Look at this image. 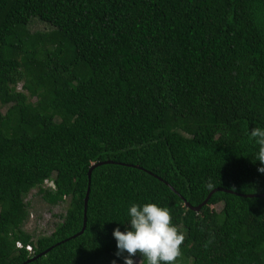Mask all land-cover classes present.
<instances>
[{"label":"trees","instance_id":"obj_1","mask_svg":"<svg viewBox=\"0 0 264 264\" xmlns=\"http://www.w3.org/2000/svg\"><path fill=\"white\" fill-rule=\"evenodd\" d=\"M257 126L264 0H0V264H123L113 230L148 202L185 235L177 264H264ZM34 190L69 200L36 239Z\"/></svg>","mask_w":264,"mask_h":264},{"label":"clouds","instance_id":"obj_2","mask_svg":"<svg viewBox=\"0 0 264 264\" xmlns=\"http://www.w3.org/2000/svg\"><path fill=\"white\" fill-rule=\"evenodd\" d=\"M249 139L257 146L256 161L264 165V126L252 128ZM258 171L264 174V167ZM120 224L125 226L124 231L117 227L112 235L117 242L115 255L123 258V264H137V254L142 256L140 264H177L185 235L173 223L167 207L154 202L132 203L126 222Z\"/></svg>","mask_w":264,"mask_h":264},{"label":"rangeland","instance_id":"obj_3","mask_svg":"<svg viewBox=\"0 0 264 264\" xmlns=\"http://www.w3.org/2000/svg\"><path fill=\"white\" fill-rule=\"evenodd\" d=\"M52 27L34 19L31 22L30 30L32 33L42 32L48 33L52 31ZM19 90L23 91V84L19 86ZM6 109L3 110L6 113ZM26 202L30 204V219L26 224V231L33 234L35 239L41 236H50L56 229V226L63 222L62 216H65L69 207V200L59 205H50L38 193V190L32 191L26 198ZM218 212L223 209V204L215 207Z\"/></svg>","mask_w":264,"mask_h":264},{"label":"water","instance_id":"obj_4","mask_svg":"<svg viewBox=\"0 0 264 264\" xmlns=\"http://www.w3.org/2000/svg\"><path fill=\"white\" fill-rule=\"evenodd\" d=\"M109 163H111V162H102V163H99V164L94 165V166L90 169V172H89V188H88V193H87V197H86V200H85V219H84V227H83V230H82L79 234H77L76 236H74L72 239L77 238L78 236H82V235L85 233L86 228H87V223H88V216H87V214H88L89 200H90V194H91V183H92V174H93V171H94V169H96L97 167L102 166V165H106V164H109ZM172 189H173V191L176 192V190H175L174 188H172ZM219 191H223V190H221V189H216V190H214V191L209 195V197L207 198V200H206L202 205H200L199 207H192V206L189 205L188 203H187V206H188L189 208L193 209L194 211H197V212H198V211H200L203 207H205L206 205H208V203H209V201L211 200V198L213 197V195H214L215 193L219 192ZM176 193H177V192H176ZM244 197H252V198H253V197H264V195H252V196H244ZM67 241H69V240H67ZM50 250H51V249L47 250L46 252H43L42 254H40V255H38V256H34V257L30 258V260H28L27 263H32V262L38 260L40 257L45 256Z\"/></svg>","mask_w":264,"mask_h":264},{"label":"built area","instance_id":"obj_5","mask_svg":"<svg viewBox=\"0 0 264 264\" xmlns=\"http://www.w3.org/2000/svg\"><path fill=\"white\" fill-rule=\"evenodd\" d=\"M19 247H22L21 244H18ZM27 250L30 252V253H33V247L30 245L27 247Z\"/></svg>","mask_w":264,"mask_h":264}]
</instances>
